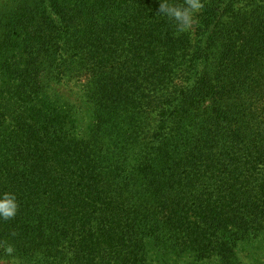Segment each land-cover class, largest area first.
I'll return each mask as SVG.
<instances>
[{
  "label": "trees",
  "instance_id": "16d2710c",
  "mask_svg": "<svg viewBox=\"0 0 264 264\" xmlns=\"http://www.w3.org/2000/svg\"><path fill=\"white\" fill-rule=\"evenodd\" d=\"M203 3L0 0L21 264H264V0Z\"/></svg>",
  "mask_w": 264,
  "mask_h": 264
},
{
  "label": "clouds",
  "instance_id": "9594fccd",
  "mask_svg": "<svg viewBox=\"0 0 264 264\" xmlns=\"http://www.w3.org/2000/svg\"><path fill=\"white\" fill-rule=\"evenodd\" d=\"M203 8V0H182L181 3L173 2V0H159L158 15L173 21L176 31L183 33L192 27L197 14ZM18 208L19 205L14 192H0V219L9 220L14 218ZM0 247L3 248L4 256L9 258L5 260L0 257V264H21L15 256V248L11 244L4 245L0 243Z\"/></svg>",
  "mask_w": 264,
  "mask_h": 264
},
{
  "label": "rangeland",
  "instance_id": "374dc122",
  "mask_svg": "<svg viewBox=\"0 0 264 264\" xmlns=\"http://www.w3.org/2000/svg\"><path fill=\"white\" fill-rule=\"evenodd\" d=\"M241 259L243 261V264H251L250 259L246 258L245 255H242Z\"/></svg>",
  "mask_w": 264,
  "mask_h": 264
}]
</instances>
